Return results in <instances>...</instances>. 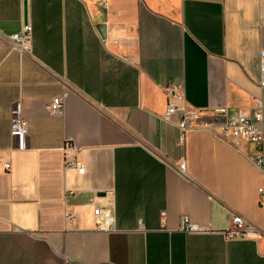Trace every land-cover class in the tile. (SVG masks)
Here are the masks:
<instances>
[{
  "label": "crops",
  "instance_id": "crops-1",
  "mask_svg": "<svg viewBox=\"0 0 264 264\" xmlns=\"http://www.w3.org/2000/svg\"><path fill=\"white\" fill-rule=\"evenodd\" d=\"M26 23L21 56L11 36ZM263 48L264 0H0V264H264L257 147L207 128L182 146L162 119L178 85L218 123L260 104L264 132ZM69 136L84 173L64 165ZM97 207L115 230L96 226ZM234 214L258 231L227 239ZM183 216L210 231L179 230Z\"/></svg>",
  "mask_w": 264,
  "mask_h": 264
},
{
  "label": "built area",
  "instance_id": "built-area-1",
  "mask_svg": "<svg viewBox=\"0 0 264 264\" xmlns=\"http://www.w3.org/2000/svg\"><path fill=\"white\" fill-rule=\"evenodd\" d=\"M13 47L21 56L30 54L32 50L33 28L30 23L23 24L21 30L11 36ZM260 86L264 88V48L260 51ZM168 103L165 114L162 119L175 124L178 128V143L184 146L186 136L190 130L196 128H207L218 133V129L224 134H229L238 142L254 144L257 147V153L250 156L253 163L264 168V132L263 127V109L260 104L255 108L252 115L245 112H236L232 117L224 122L218 123L212 121L206 115L207 113L189 105L185 98L184 88L182 86H170L166 88ZM68 95L65 92L62 96L53 98L50 104V112L53 116L60 117L64 115V99ZM219 111L218 113H220ZM29 123L23 116L22 110L17 104L11 110L10 134L16 140L17 149L25 150L27 148V137L29 135ZM65 167L76 168L80 173H84L85 166L79 161L77 154L79 148L73 137L66 138L63 147ZM10 168V164H5ZM179 169L183 174L186 173V162L183 160L179 164ZM263 192V189H261ZM96 226L100 229L112 231L116 227V217L109 208L97 207L94 209ZM163 216L165 213L163 212ZM69 220L73 221L74 216L69 215ZM179 230L186 233H207L209 228L192 222L188 216L181 218ZM257 228L248 220L239 214H234L232 218V227L223 231L227 239H243L249 237L251 232H257Z\"/></svg>",
  "mask_w": 264,
  "mask_h": 264
}]
</instances>
